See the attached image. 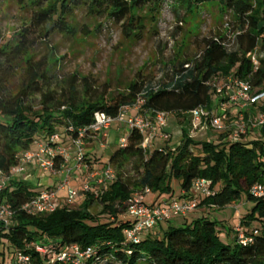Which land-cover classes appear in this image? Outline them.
I'll list each match as a JSON object with an SVG mask.
<instances>
[{"label":"trees","instance_id":"16d2710c","mask_svg":"<svg viewBox=\"0 0 264 264\" xmlns=\"http://www.w3.org/2000/svg\"><path fill=\"white\" fill-rule=\"evenodd\" d=\"M165 1L17 0L21 7H30L33 15L30 26L19 33L15 43L9 40L0 45L1 172L7 174L17 165L19 155L30 151L35 142H45L57 134L63 144L64 136L58 130L62 129L71 144L78 138V130L93 123L95 113L116 117L121 108L138 102L142 114L160 112L180 118L182 135L173 147L143 150V135L131 130L107 163L117 171V179L97 194L82 191L84 201L77 209L62 204L50 214L26 215L18 211L19 207L49 187L39 190L25 181L11 180L0 198L14 210V224L8 229L0 225V240L13 252L34 242L91 247L96 261L102 264H107L106 260L112 264H264V197L254 198L249 193L254 184L264 183L262 127L248 128L239 142L231 141L225 131L208 132L202 139L189 136L191 111L199 107L213 112L217 109L219 100L212 99L209 85L215 77L232 76L248 82L252 92H264V57L258 59L257 67L250 59L255 50L264 52V0H170L174 9L183 8L190 15L198 13L201 6L218 4L235 13L239 26L233 50H227L224 38L210 39L197 58L172 64L168 80L161 83L133 80L123 92L111 93L108 85L98 91L88 77L73 74L60 79L57 59L34 61L32 57L30 34L38 32L44 40L53 33L76 36V10L86 9L89 17L112 20L123 37L133 41L144 33L146 16L156 23ZM142 9H146V16L136 13ZM18 75L20 84L12 89L10 83ZM35 98L38 102L33 104ZM257 110L264 112V99L242 112V119L255 120ZM238 116L232 114L231 121ZM87 141L91 140L84 138ZM84 162L89 168L86 157ZM54 163L58 166L59 159ZM128 165L133 179L123 173ZM198 179L209 181L214 194L201 199L196 209H221L238 200L252 203L238 224L250 242H240L237 226L232 243L224 242L216 222L205 216L188 222V214L179 226L171 225L174 217L162 222L165 226L159 223L145 233L138 243L126 240L123 232L133 221L119 217L125 214L134 193L148 188L156 197L152 204L168 203L170 200L161 197L172 196L173 180L179 181L183 196L188 197ZM94 200L101 206L96 217L89 213ZM37 263L46 264L45 258H38Z\"/></svg>","mask_w":264,"mask_h":264},{"label":"rangeland","instance_id":"374dc122","mask_svg":"<svg viewBox=\"0 0 264 264\" xmlns=\"http://www.w3.org/2000/svg\"><path fill=\"white\" fill-rule=\"evenodd\" d=\"M48 1L53 2V0ZM21 6L17 3V0L0 1V45L9 40L15 43L19 33L30 26L33 10L28 6ZM174 6L173 1H165L160 14L157 16L156 23L146 16V9L136 12L140 16H146V18L143 22L144 33L138 40L133 41L126 40L121 34L119 26L112 20L89 17L86 9L76 10L74 12L76 36L72 38L60 33H53L47 40H44L39 37L38 32L33 35L30 34L32 36V57L34 61L57 59L60 62H57L59 63L57 74L60 79H66L73 74L88 77L98 91H101V87L108 85L111 93H115L125 91L128 84L133 80L142 79L146 83L153 84L167 81L172 64L177 65L197 58L204 49L205 43L210 39L224 38L230 44L229 50L235 48V44L232 45V42L238 31L239 22L234 12L225 10L218 4H210L201 6L198 13L190 15L183 8L174 9ZM154 26L156 27L153 28ZM84 31H86V34ZM20 78L21 76L18 75L11 81L10 87L12 89L19 86ZM224 78L218 76L213 81L212 84L221 89V93L213 92L211 97L215 100L223 98L218 103L225 106L224 111L227 114L222 117V123L227 126L232 118V115H230L231 109L235 107L227 101L231 91L227 88ZM37 102L38 98H35L33 104ZM209 111L206 109L204 114L209 113ZM133 112V110H130L128 113ZM215 112H218V110L216 109ZM219 113H221V109H219ZM261 113L257 110L255 119ZM180 120V118L169 115L164 131L170 137H167V139L154 137L149 141L148 149L163 146L173 147L177 144L182 135ZM202 122L206 124L207 121L203 118ZM198 129L200 128L198 127ZM198 129L193 132L190 131L189 134L191 133L196 139H202L207 135L205 133L214 131L211 128L203 129V131ZM130 131L125 122H112L109 131L106 132L112 141H105L104 139L102 142L103 147L100 146L99 142L92 143L91 147H94L96 152L93 156L95 159L92 165L96 169L89 168L88 173H75L69 185L57 191V200L65 203L67 190L71 188L78 192V196L71 203H65V205L70 209L79 208L80 201H84V194L81 190L82 183L87 180L90 172L98 171L103 164L108 163L109 157L120 147V141L125 140ZM58 132L64 136L63 146L69 148L70 142L62 133V129ZM261 132L264 135V126L261 128ZM35 144L36 142L32 144L31 148ZM88 146L84 145L85 151L86 148H89ZM123 173L131 179L134 177L131 165H128ZM18 180L23 181L22 178ZM55 186L57 184L50 182V187L55 188ZM171 187L173 190L172 196L169 198L163 196L161 200L172 201L189 198L198 203L204 198L190 190L187 194L188 197L180 199L182 196L179 181L173 180ZM154 198L156 197L153 194L147 195L144 199L145 204L151 205ZM251 207V202L238 200L221 209L198 208L189 213L187 221L190 222L194 218L205 216L217 223L221 240L232 243L233 228L238 226L240 218ZM100 211L101 206L94 200L89 208V213L96 217ZM119 218L124 219L125 214L120 215ZM182 218L183 216L175 217L171 221V225H181ZM98 220L104 219L99 218ZM1 263L14 264L13 251L7 247L3 240H0ZM106 263L112 264V261L106 260Z\"/></svg>","mask_w":264,"mask_h":264},{"label":"built area","instance_id":"2783aa9c","mask_svg":"<svg viewBox=\"0 0 264 264\" xmlns=\"http://www.w3.org/2000/svg\"><path fill=\"white\" fill-rule=\"evenodd\" d=\"M235 37L236 35L234 39ZM233 44L234 40L232 42V45ZM224 46L230 51V44L228 41L224 43ZM262 57H264V52L255 50L251 53L250 59L252 65L257 67L258 59ZM216 78L217 77H215L209 85L212 87L213 92L221 93V89L216 88V86L212 84ZM224 79L227 88L231 91L227 101L235 107L232 108L233 111H231V115L238 113V120L231 121L227 126L224 125L222 123V117H225L227 113L224 111L225 106L219 103L217 105L218 112L209 111V113L204 114L206 109L199 107L189 113L191 124L190 131L193 132L197 130L198 127L200 128L198 129L199 131L209 128L213 129V132L225 131L229 133L231 141L239 142L246 134L248 128L264 126V112L253 121H244L241 114L245 112L246 109H250L252 106L259 104V102L264 99V92H252L248 82L236 79L232 76L225 77ZM222 99L220 98L219 101ZM140 106L141 102H138L132 107H123L116 117H110L101 112L95 113L93 123L87 128L78 130V138L71 143V146L75 150V157L71 164H69V148H65L63 144L60 143V137L57 134H53L45 142L38 143L36 150L20 154L17 165L12 167L7 174L0 171V194L11 180L19 179L29 166L37 164L42 172H47L52 175L63 173L64 180L59 183L56 189L41 190L32 199L22 204L18 211L31 216L54 212L62 205V203L57 200V191L68 186L73 180L75 173L82 174L83 172L88 173L89 171L88 166L84 162L86 157L84 138L90 139L91 141H98L102 147V142L105 138V130H107L114 121L125 122L130 130H136L142 134L143 141L141 143V148L143 150L148 149L149 141L154 137L160 139H167V137H170V135L164 131V126L169 114L160 112L153 115L142 114L139 112ZM219 109H221V113H219ZM130 110L134 112L131 114L128 113ZM203 118L207 121L206 124L202 122ZM200 125H202V127H200ZM189 136L194 138L191 133ZM124 143L125 140L122 139L120 141V146L124 145ZM55 159H59L58 166L54 163ZM116 179L117 174L115 169L110 164H106L100 170L89 173L87 180L82 183L81 190L83 192L97 194ZM94 189L96 191H93ZM191 191L203 197L214 194V191L210 188V182L204 179L194 181ZM249 193L254 198L264 197V183L254 184L250 188ZM150 194V190L144 188L142 191L134 193L128 200L125 217L132 220L133 224L123 232L127 241L138 243L145 233L152 231L159 223L168 221L174 217L189 214L193 212L197 206V202L194 199L172 200L168 203L147 205L144 199ZM77 196V191L68 188L65 203H71ZM14 215L15 212L11 209L10 205L0 198V225L4 229L13 226ZM235 231L241 243L250 242V239L245 238L241 227L237 226ZM13 258L14 264H38V258H45L46 264H102L96 261L95 251L91 247L82 248L78 245H59L54 247L34 242L25 244L22 250L14 251Z\"/></svg>","mask_w":264,"mask_h":264},{"label":"crops","instance_id":"0c3cea01","mask_svg":"<svg viewBox=\"0 0 264 264\" xmlns=\"http://www.w3.org/2000/svg\"><path fill=\"white\" fill-rule=\"evenodd\" d=\"M231 111H233L231 109ZM231 115V114H230ZM109 131V128L107 130H105V141H112V139H109V136L107 135L106 132ZM95 143V142H98V141H87L85 143V145H89L88 147L89 148H86V158L87 160H89V163L91 164V166H89V168H93V169H96L94 165H92V162L93 160L95 159L94 154L96 153L95 152V149L94 147H91L92 146V143ZM100 143V142H99ZM110 143V142H108ZM37 144H35V146L33 148H31L30 151H34L37 149ZM101 146V145H100ZM103 147V146H102ZM69 164L72 163L74 157H75V150L74 148L71 146H69ZM105 164H103L104 166ZM102 166V167H103ZM48 175V177H47ZM60 175V176H59ZM23 179V181L27 182L28 184H30L31 186L33 187H36L37 189L41 190V189H44V188H47L49 187V189H56L58 186H59V183L64 179V174L63 173H60L58 175H52L50 173H47V172H42L39 168H38V165L37 164H34L32 166H29L26 171L21 175V177ZM50 182L54 183V184H57V186H55V188L53 187H50ZM181 198L180 199H184L186 197L183 196L182 192H181ZM193 198V197H191ZM187 199V198H186ZM189 199V198H188ZM155 200V198H154ZM62 203V202H61ZM81 201H80V205H81ZM63 204V203H62ZM189 215V214H188ZM186 215V217L188 216ZM172 221V220H171ZM161 226H165V223H162Z\"/></svg>","mask_w":264,"mask_h":264}]
</instances>
